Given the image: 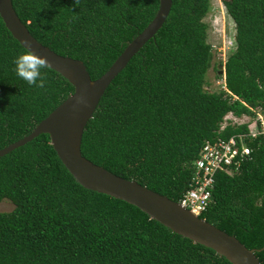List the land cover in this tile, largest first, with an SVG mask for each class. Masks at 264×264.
I'll use <instances>...</instances> for the list:
<instances>
[{
  "label": "trees",
  "instance_id": "trees-1",
  "mask_svg": "<svg viewBox=\"0 0 264 264\" xmlns=\"http://www.w3.org/2000/svg\"><path fill=\"white\" fill-rule=\"evenodd\" d=\"M233 46L221 63L227 91L204 90L211 59L203 18L208 0H170L153 36L97 100L80 136V155L171 201L188 187L205 140L245 125L218 124L226 113H264V0H219ZM29 35L79 60L90 80L102 74L152 18L157 0H10ZM22 49L0 21V149L25 136L71 91L46 68V90L15 71ZM237 168L217 171L199 219L233 236L264 264V138L246 141ZM0 264H229L173 234L135 207L80 187L38 134L0 156Z\"/></svg>",
  "mask_w": 264,
  "mask_h": 264
},
{
  "label": "water",
  "instance_id": "water-1",
  "mask_svg": "<svg viewBox=\"0 0 264 264\" xmlns=\"http://www.w3.org/2000/svg\"><path fill=\"white\" fill-rule=\"evenodd\" d=\"M169 6L170 0H157V7L150 21L125 44L102 74L90 80L79 60L58 55L35 41L13 13L10 0H0V21L10 37L24 50V42L28 41L31 51L46 57L50 62L48 69L58 74L72 88V91L39 120L28 134L1 148L0 156L38 134H46L48 144L58 161L80 187L135 207L173 234L210 249L229 264H259L253 252L260 251L263 246L259 249H246L233 236L192 215L175 201L152 192L131 179L113 175L92 164L79 153L82 129L90 118L98 98L129 58L160 27ZM81 95L86 103L76 105V99Z\"/></svg>",
  "mask_w": 264,
  "mask_h": 264
},
{
  "label": "built area",
  "instance_id": "built-area-1",
  "mask_svg": "<svg viewBox=\"0 0 264 264\" xmlns=\"http://www.w3.org/2000/svg\"><path fill=\"white\" fill-rule=\"evenodd\" d=\"M221 89L227 94L223 84ZM259 111L258 108H249L250 114L235 117L226 113L222 116L218 131L226 125L243 124L246 129L243 132L233 133L225 139L216 137L201 144L197 157L191 163L188 187L175 201L180 207L197 217L208 203L214 174L217 171L226 172L229 166L237 168L239 160L249 155L250 149L246 141L258 136L264 138V113Z\"/></svg>",
  "mask_w": 264,
  "mask_h": 264
},
{
  "label": "rangeland",
  "instance_id": "rangeland-1",
  "mask_svg": "<svg viewBox=\"0 0 264 264\" xmlns=\"http://www.w3.org/2000/svg\"><path fill=\"white\" fill-rule=\"evenodd\" d=\"M209 8L203 18L207 25L206 41L210 46L211 59L205 72L203 86L208 92H218L221 89V63L225 56L232 49V23L224 12L219 0H208ZM229 120H226L228 122ZM11 209V204L7 200L0 201V212Z\"/></svg>",
  "mask_w": 264,
  "mask_h": 264
},
{
  "label": "clouds",
  "instance_id": "clouds-1",
  "mask_svg": "<svg viewBox=\"0 0 264 264\" xmlns=\"http://www.w3.org/2000/svg\"><path fill=\"white\" fill-rule=\"evenodd\" d=\"M80 0H75V4L79 5ZM25 50L21 52L14 60V71L16 75L25 81L29 86L46 90L47 76L42 73L43 69L50 67L49 60L44 56H38L31 51V45L28 41L24 42ZM83 95L77 97L76 105L85 104Z\"/></svg>",
  "mask_w": 264,
  "mask_h": 264
}]
</instances>
